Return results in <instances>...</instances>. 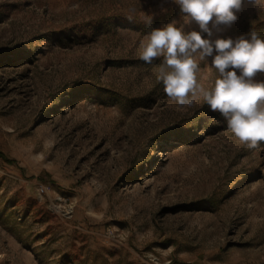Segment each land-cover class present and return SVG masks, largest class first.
<instances>
[{
    "label": "rangeland",
    "instance_id": "374dc122",
    "mask_svg": "<svg viewBox=\"0 0 264 264\" xmlns=\"http://www.w3.org/2000/svg\"><path fill=\"white\" fill-rule=\"evenodd\" d=\"M236 15L211 39H249L264 11ZM173 20L172 0H0V264H264V144L139 59Z\"/></svg>",
    "mask_w": 264,
    "mask_h": 264
},
{
    "label": "clouds",
    "instance_id": "9594fccd",
    "mask_svg": "<svg viewBox=\"0 0 264 264\" xmlns=\"http://www.w3.org/2000/svg\"><path fill=\"white\" fill-rule=\"evenodd\" d=\"M179 6L183 25H198L199 31H185L173 20L152 28L141 42L139 59L151 65L162 58L157 79L164 93L183 107L202 99L211 111L218 112L227 129L248 150L264 144V39L253 31L250 39L240 36L212 40L213 28L230 27L237 20L244 0H172ZM264 11V0H248ZM132 19L130 15L128 17ZM151 17L147 21L150 23ZM210 22L212 27H210ZM202 34H207L204 38ZM211 57L218 72L209 90L197 81L198 61ZM219 123V121H214Z\"/></svg>",
    "mask_w": 264,
    "mask_h": 264
},
{
    "label": "trees",
    "instance_id": "16d2710c",
    "mask_svg": "<svg viewBox=\"0 0 264 264\" xmlns=\"http://www.w3.org/2000/svg\"><path fill=\"white\" fill-rule=\"evenodd\" d=\"M253 31L257 32L259 35L263 34V35H260V37L264 39V18L259 20L257 23L253 25L251 32ZM249 39H250V35H249Z\"/></svg>",
    "mask_w": 264,
    "mask_h": 264
}]
</instances>
